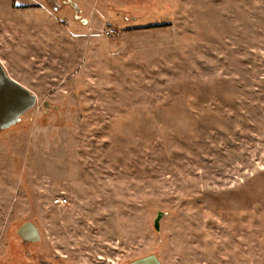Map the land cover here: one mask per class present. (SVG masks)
I'll use <instances>...</instances> for the list:
<instances>
[{"label": "rangeland", "instance_id": "1", "mask_svg": "<svg viewBox=\"0 0 264 264\" xmlns=\"http://www.w3.org/2000/svg\"><path fill=\"white\" fill-rule=\"evenodd\" d=\"M0 64V264H264V0H0Z\"/></svg>", "mask_w": 264, "mask_h": 264}, {"label": "water", "instance_id": "2", "mask_svg": "<svg viewBox=\"0 0 264 264\" xmlns=\"http://www.w3.org/2000/svg\"><path fill=\"white\" fill-rule=\"evenodd\" d=\"M73 7L77 13L79 10L75 4ZM37 97L29 89L23 87L7 75L6 70L0 64V132L17 125L21 117L31 110L36 104ZM47 103L45 106L47 107ZM165 216L164 212H157L153 228L160 231L161 219ZM18 237L25 243H34L40 240L41 234L35 223L24 222L17 229ZM130 264H161L158 257L153 254L135 259Z\"/></svg>", "mask_w": 264, "mask_h": 264}, {"label": "built area", "instance_id": "3", "mask_svg": "<svg viewBox=\"0 0 264 264\" xmlns=\"http://www.w3.org/2000/svg\"><path fill=\"white\" fill-rule=\"evenodd\" d=\"M65 201H66V200H64V199L62 200V199H61V200L56 201V203L62 205Z\"/></svg>", "mask_w": 264, "mask_h": 264}, {"label": "trees", "instance_id": "4", "mask_svg": "<svg viewBox=\"0 0 264 264\" xmlns=\"http://www.w3.org/2000/svg\"><path fill=\"white\" fill-rule=\"evenodd\" d=\"M156 27H160V26H156ZM151 28H154V27H146V28H143V29H151Z\"/></svg>", "mask_w": 264, "mask_h": 264}, {"label": "flooded vegetation", "instance_id": "5", "mask_svg": "<svg viewBox=\"0 0 264 264\" xmlns=\"http://www.w3.org/2000/svg\"><path fill=\"white\" fill-rule=\"evenodd\" d=\"M25 243V242H24ZM41 264H51L50 262H41Z\"/></svg>", "mask_w": 264, "mask_h": 264}]
</instances>
